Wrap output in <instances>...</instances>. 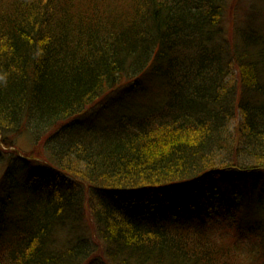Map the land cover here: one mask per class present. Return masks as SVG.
I'll return each instance as SVG.
<instances>
[{
    "label": "trees",
    "instance_id": "trees-1",
    "mask_svg": "<svg viewBox=\"0 0 264 264\" xmlns=\"http://www.w3.org/2000/svg\"><path fill=\"white\" fill-rule=\"evenodd\" d=\"M230 3L0 0V264H259L264 30Z\"/></svg>",
    "mask_w": 264,
    "mask_h": 264
},
{
    "label": "rangeland",
    "instance_id": "rangeland-1",
    "mask_svg": "<svg viewBox=\"0 0 264 264\" xmlns=\"http://www.w3.org/2000/svg\"><path fill=\"white\" fill-rule=\"evenodd\" d=\"M235 0H232V3H230L229 5V13L226 14V23L223 26H226L227 28L229 27V33H231V25H230V21L234 20V15H235V11H236V4L235 3H239V1L242 3L241 5L244 7L243 9H241L238 13V18H247V12L250 10V8L252 9L253 5H255V8L257 11H259V13H257L261 19V23L253 25L256 27V29L259 30H264V0H238V2H234ZM235 8V10L233 9ZM234 12V15H233ZM249 13H251V10L249 11ZM259 26V27H258ZM227 41L230 43V46L232 47L231 41L228 38ZM235 74L237 75L238 72H236V69H234ZM237 78V77H236ZM149 89L151 90L150 93L152 96L156 97L158 95H160L159 93V84L157 81H155L154 83H150L149 84ZM237 122V121H236ZM235 122V123H236ZM20 141V146H22L25 149H37L40 150L42 149V143H38L35 145V147H33L32 142L30 143V141L27 138H22L19 139ZM263 212H264V208H262ZM260 211V210H259ZM261 212V211H260ZM224 220L222 218H216V220L212 223H210V228H211V234L215 237V239L217 240H225L233 235H231L229 232H227L226 230H223L224 227ZM248 240L246 241V246L255 247V251L256 252H260V240L257 239H252L250 237H247ZM2 251H4V248H2ZM264 254V252L262 253ZM261 252L258 254L256 261L260 264L261 262H264V255L262 256ZM2 257V256H0ZM263 258V259H262Z\"/></svg>",
    "mask_w": 264,
    "mask_h": 264
}]
</instances>
